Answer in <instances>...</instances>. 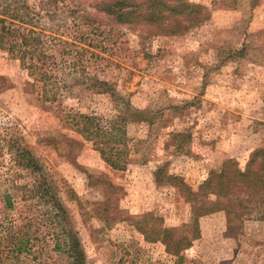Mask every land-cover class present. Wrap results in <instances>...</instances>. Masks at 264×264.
I'll use <instances>...</instances> for the list:
<instances>
[{
  "label": "rangeland",
  "instance_id": "374dc122",
  "mask_svg": "<svg viewBox=\"0 0 264 264\" xmlns=\"http://www.w3.org/2000/svg\"><path fill=\"white\" fill-rule=\"evenodd\" d=\"M40 1L10 0L9 14L26 18L50 48L47 83L32 92L27 70L0 48V232L31 234L17 256L5 248L0 264L70 262L43 201L30 199L31 184L43 178L66 210L85 264H264V222L254 218L229 236L223 211L200 216L199 236L178 254L147 240L135 223L150 213V222L157 216L181 232L193 217L178 182L196 190L224 161L244 167L264 147V0H188L208 16L180 35L122 24L94 0H66L73 14L53 4L48 12ZM94 78L108 84L104 92ZM79 114L124 133L108 143L119 146L122 169L78 131ZM16 137L41 171L14 162Z\"/></svg>",
  "mask_w": 264,
  "mask_h": 264
},
{
  "label": "trees",
  "instance_id": "16d2710c",
  "mask_svg": "<svg viewBox=\"0 0 264 264\" xmlns=\"http://www.w3.org/2000/svg\"><path fill=\"white\" fill-rule=\"evenodd\" d=\"M0 1V48L7 50L10 56L17 59L20 66L27 70L28 78L25 86L33 92L37 84H43L44 81L47 83L50 78L49 66L54 63L53 56L48 52L50 48L46 46L26 18H22L19 14L12 15L11 12L9 14V11H13L9 9L12 1ZM52 4L56 6V9L67 10L70 14L77 11L75 6L67 5L66 0H41L40 8L49 12ZM59 4L62 6L59 7ZM94 8L122 24L147 25L151 34L162 35L183 34L202 23L208 16L202 4L188 0H94ZM92 80L93 87L99 89L97 91H105L103 87L108 85L106 82L95 78ZM47 95L48 93L42 89L39 96L42 101H48ZM118 118L122 119V116L119 115L115 119L116 122ZM94 120L92 116L79 114L73 117V124L78 126L82 123L84 129L78 131L83 137L86 139L93 137L96 149L106 163L114 169H122L125 165L121 162V151L117 149L119 146L110 147L108 143L112 144L115 140L116 143H120L121 138L123 141L124 133H118L120 131L115 126L106 131L94 123ZM18 140L19 138L16 137L10 145L14 162L31 172L41 171L37 158ZM70 142L81 145L80 141L74 139ZM159 171L156 170L155 174L157 175ZM174 179L178 178L174 177ZM31 185L30 199L33 197L38 201L42 200L47 211V220L58 226L60 241L70 259L68 264H85L79 240L67 226L66 210L52 191L51 185L44 178L34 181ZM177 187L185 193L184 200L191 205L192 221L178 232L176 228L163 226L157 216L154 220L160 221L159 224L150 222L149 218L153 216L146 213L135 223L147 240L161 241L168 252L178 254L199 236L198 218L215 211L224 212L226 234L235 236L242 231L243 222L246 219L254 218L264 222V147L254 148L249 153L244 167H240L233 160L224 161L217 170L209 173L196 190L191 189L182 180L178 182ZM6 201L11 206L9 195H6ZM33 220H25L23 228H30L34 223ZM188 231L191 234L186 235ZM30 241L29 232L19 230L11 232L8 229L6 233L3 229L0 232V263L9 257L4 254L5 248H10L11 252L14 251V255L17 256ZM56 246L59 247V244L57 243Z\"/></svg>",
  "mask_w": 264,
  "mask_h": 264
},
{
  "label": "crops",
  "instance_id": "0c3cea01",
  "mask_svg": "<svg viewBox=\"0 0 264 264\" xmlns=\"http://www.w3.org/2000/svg\"><path fill=\"white\" fill-rule=\"evenodd\" d=\"M225 217V216H224Z\"/></svg>",
  "mask_w": 264,
  "mask_h": 264
}]
</instances>
